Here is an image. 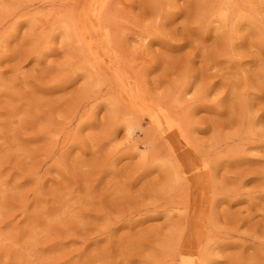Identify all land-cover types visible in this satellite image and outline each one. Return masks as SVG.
<instances>
[{"label": "rangeland", "instance_id": "obj_1", "mask_svg": "<svg viewBox=\"0 0 264 264\" xmlns=\"http://www.w3.org/2000/svg\"><path fill=\"white\" fill-rule=\"evenodd\" d=\"M0 264H264V0H0Z\"/></svg>", "mask_w": 264, "mask_h": 264}]
</instances>
